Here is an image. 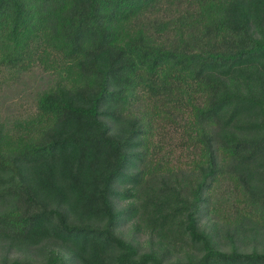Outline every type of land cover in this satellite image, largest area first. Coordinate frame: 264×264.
I'll use <instances>...</instances> for the list:
<instances>
[{"label": "trees", "instance_id": "16d2710c", "mask_svg": "<svg viewBox=\"0 0 264 264\" xmlns=\"http://www.w3.org/2000/svg\"><path fill=\"white\" fill-rule=\"evenodd\" d=\"M49 62L0 137V264H264V0H0V67Z\"/></svg>", "mask_w": 264, "mask_h": 264}, {"label": "rangeland", "instance_id": "374dc122", "mask_svg": "<svg viewBox=\"0 0 264 264\" xmlns=\"http://www.w3.org/2000/svg\"><path fill=\"white\" fill-rule=\"evenodd\" d=\"M47 64L32 63L26 69L0 67V137L14 135L16 131L22 129L20 123L36 110L39 93L62 79L64 74L62 67L57 62ZM155 139L164 150L174 151L172 160H179L181 163L187 160L183 153L185 148L180 145L178 134L170 124L159 128ZM208 217L213 215L210 213ZM124 229L127 230V225ZM1 249L4 253L7 252Z\"/></svg>", "mask_w": 264, "mask_h": 264}]
</instances>
